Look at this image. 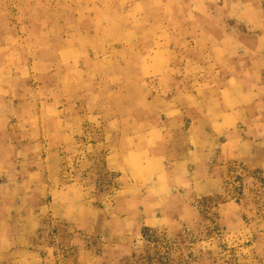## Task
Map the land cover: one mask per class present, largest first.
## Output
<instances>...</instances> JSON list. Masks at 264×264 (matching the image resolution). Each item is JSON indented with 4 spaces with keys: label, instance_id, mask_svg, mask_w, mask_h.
I'll list each match as a JSON object with an SVG mask.
<instances>
[{
    "label": "crops",
    "instance_id": "crops-1",
    "mask_svg": "<svg viewBox=\"0 0 264 264\" xmlns=\"http://www.w3.org/2000/svg\"><path fill=\"white\" fill-rule=\"evenodd\" d=\"M125 5L130 22L119 31L120 50L146 48L151 56L144 60L137 54L135 62L120 56V70L133 72L130 82L121 74V86L105 93L119 106L117 127L107 121L104 129L121 130L117 141L125 147L103 155L105 169L123 182L114 190L127 197L123 228L109 232L101 253L91 249L89 229L79 232L94 218L101 225L113 222L100 205L92 206L89 220L80 216L88 187L83 171L74 167L83 156L75 123L98 109L95 96L61 88L54 97L40 93L31 105L35 88L9 61L0 68V264H67L69 258L72 264H98L115 251L129 264L137 243L127 226L136 225L139 233L140 227L178 229L195 200L222 193L224 165L256 160V150L264 148V0H126ZM145 35H152L149 43ZM90 46L78 44L60 54L73 83L87 87L97 86V77H80L74 68ZM87 59L96 65V58ZM53 78L64 86V76ZM36 87L47 90L41 83ZM100 110L105 117L112 112L106 106ZM261 163L264 174V159ZM61 199L67 202L63 207ZM240 203L221 206L239 209ZM241 220L236 216L231 222ZM59 225L67 227L63 243L71 256L60 246ZM45 226L51 227L49 239L42 233Z\"/></svg>",
    "mask_w": 264,
    "mask_h": 264
},
{
    "label": "rangeland",
    "instance_id": "rangeland-1",
    "mask_svg": "<svg viewBox=\"0 0 264 264\" xmlns=\"http://www.w3.org/2000/svg\"><path fill=\"white\" fill-rule=\"evenodd\" d=\"M125 1L0 0V68L9 61L17 65L15 68L18 75L21 74V79L26 76L27 85L35 88V91L30 92L31 105L37 104L40 93L42 96L54 97L56 93L67 91V88L72 90L78 87L79 92L84 95L95 96L92 101L98 109L95 108L93 115L87 110L76 119L75 138L80 145L77 149L83 156L80 155L82 160L79 159L74 167L78 166L83 171L84 186L88 187L85 199L81 200L86 208L80 214L81 219H90L94 205L101 206L106 218L108 213L109 216L113 215L112 223H107L106 219V224L101 225L102 220L94 218L99 226L94 222L89 228L86 225L80 227L81 233L84 232L82 227L90 230L88 242L97 253H101L105 244L103 239L106 236L109 239V232L123 228L121 213L129 211V207L123 206L126 195H119L114 191L123 182L119 180L118 173L105 169L103 162L105 153L125 149L117 141L121 130L104 129L107 121L117 127L114 110L119 106L118 100L106 95V90L121 86V74H124V80L130 82L133 72L120 70V56L132 62L136 61L137 54L144 60L151 56V51L146 48L120 50L122 39L119 31L124 26H129L130 22L124 13L127 7ZM151 36L145 35V43L150 42ZM82 43L91 46L88 53L79 58V66L74 69L79 71L80 77H97V86L87 87L73 83L72 72L65 73L61 66L60 54ZM87 56L96 58V65L91 64ZM111 57L116 58L110 60ZM56 76H64L63 87L57 86L59 79L53 78ZM39 83L46 86L47 90L38 89L36 86ZM105 106L112 109L107 117L100 110ZM124 134L126 137L128 131H124ZM260 150H256L259 160H234L224 165L221 171L222 193L195 200L193 212L179 224L178 229L174 227L171 232H165L166 230L140 227L139 233L136 225L127 226L128 235L133 237L134 244L137 243L135 257L129 264H264V174L261 163L264 148ZM93 159L94 162L91 161ZM233 200L241 202L239 209L222 208L221 204ZM58 203L60 207L67 204L64 199ZM236 216L243 217V220L232 223L231 220ZM56 228L62 247L63 240L68 238L67 227L59 225ZM42 229L44 238L49 239L51 227L45 226ZM76 230L77 227H74V231ZM145 236L157 241L152 243ZM63 250L64 254L70 253L66 242L63 243ZM113 254L114 256H109L98 264H124L130 261L119 259L122 251H115L110 255ZM71 255L70 253L68 256ZM71 261L69 258L67 264H72Z\"/></svg>",
    "mask_w": 264,
    "mask_h": 264
},
{
    "label": "trees",
    "instance_id": "trees-1",
    "mask_svg": "<svg viewBox=\"0 0 264 264\" xmlns=\"http://www.w3.org/2000/svg\"><path fill=\"white\" fill-rule=\"evenodd\" d=\"M145 237H147V240L149 241L150 239V237L149 236H145ZM152 243H155L157 240L156 239H152V240H150Z\"/></svg>",
    "mask_w": 264,
    "mask_h": 264
}]
</instances>
